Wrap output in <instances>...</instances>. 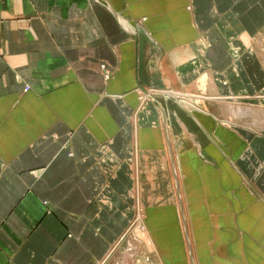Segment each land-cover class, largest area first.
Returning <instances> with one entry per match:
<instances>
[{
	"label": "crops",
	"instance_id": "1",
	"mask_svg": "<svg viewBox=\"0 0 264 264\" xmlns=\"http://www.w3.org/2000/svg\"><path fill=\"white\" fill-rule=\"evenodd\" d=\"M260 32L264 0H0V264H125L128 232L264 264V126L228 109L264 108Z\"/></svg>",
	"mask_w": 264,
	"mask_h": 264
},
{
	"label": "bare ground",
	"instance_id": "2",
	"mask_svg": "<svg viewBox=\"0 0 264 264\" xmlns=\"http://www.w3.org/2000/svg\"><path fill=\"white\" fill-rule=\"evenodd\" d=\"M255 42L256 47L255 49L253 48V50L259 55V62L261 60L260 63L264 66V52L262 51V47L264 49V34L262 32L257 35ZM228 106V109H230V111L237 117L238 120L241 119L242 121H246L248 123L251 122L249 124L254 125V127L264 126V108L252 107L248 105H240L237 107L235 105L232 106L231 104H228ZM144 252V248H139L133 244L130 249H127L124 252L123 260L125 264H134L136 261V256Z\"/></svg>",
	"mask_w": 264,
	"mask_h": 264
},
{
	"label": "rangeland",
	"instance_id": "3",
	"mask_svg": "<svg viewBox=\"0 0 264 264\" xmlns=\"http://www.w3.org/2000/svg\"><path fill=\"white\" fill-rule=\"evenodd\" d=\"M256 34L257 33H255L252 37L253 38H256ZM262 44H263V42H262ZM255 47H256V42H255V44H254V49H255ZM262 51L264 52V49H263V47H262ZM261 53V52H260ZM255 55L257 56V59H258V61H259V55L255 52ZM260 62H261V60H260ZM261 64V63H260ZM262 65V64H261ZM262 67H263V69H264V66L262 65ZM29 88L27 87L26 88V90H28ZM188 95H192V94H189L188 93ZM193 97H196V98H199L200 96H198L197 94L196 95H192ZM174 97V96H173ZM175 98V97H174ZM176 99H181L180 97H177ZM249 123H251V122H249ZM141 212V211H140ZM142 214V212L140 213V215ZM141 217V216H140ZM132 236H134V234L132 233V232H128V233H126L125 235H124V237H123V239H122V243H121V246L119 247V250L118 251H116L117 253L114 255V258H115V260L116 261H118L120 258V260L122 261V255H123V258H124V252L126 251V249H128V248H131V244H137V245H142V246H144V244L143 243H141V242H139L138 240H134L133 238H132ZM142 237H144V235H141ZM129 242V243H128ZM114 258H113V260H114ZM147 260L148 259H146L145 257H144V263H147ZM152 260H154L153 259V257L152 256H150L149 257V262L150 263H152Z\"/></svg>",
	"mask_w": 264,
	"mask_h": 264
}]
</instances>
